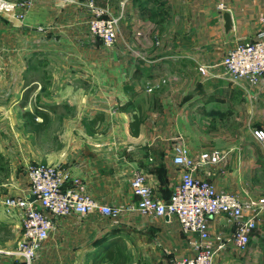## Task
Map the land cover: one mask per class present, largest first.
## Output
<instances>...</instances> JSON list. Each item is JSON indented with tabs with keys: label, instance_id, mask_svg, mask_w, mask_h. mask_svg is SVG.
I'll use <instances>...</instances> for the list:
<instances>
[{
	"label": "crops",
	"instance_id": "1",
	"mask_svg": "<svg viewBox=\"0 0 264 264\" xmlns=\"http://www.w3.org/2000/svg\"><path fill=\"white\" fill-rule=\"evenodd\" d=\"M17 1L21 19L0 13V264L20 260L10 254L22 210L6 211L3 199L28 192L29 162L62 165L94 198L119 207L115 215L55 217L30 264H92L117 247L125 264H171L192 254L194 235L173 214L139 211L130 186L140 171L152 195L167 200L182 169L172 160L176 145L197 158L218 152V160L197 164L196 176L242 199L264 197V139L253 133L264 129V85L197 69L264 28V0H223V8L217 0ZM90 1L120 15L112 45L89 31ZM220 10L230 12V33ZM38 104L53 107H44L47 122L36 133L22 112ZM135 114L141 121L133 134ZM232 227L225 216L209 219L212 236L226 237ZM215 264H264V206L247 248L229 242Z\"/></svg>",
	"mask_w": 264,
	"mask_h": 264
},
{
	"label": "built area",
	"instance_id": "2",
	"mask_svg": "<svg viewBox=\"0 0 264 264\" xmlns=\"http://www.w3.org/2000/svg\"><path fill=\"white\" fill-rule=\"evenodd\" d=\"M19 6L17 0H0V13L21 19L23 12ZM217 6L223 8L224 1L217 0ZM89 7V31L104 45H112L117 37L120 15L93 1L89 2ZM260 20L264 22V11ZM197 69L204 75L223 76L236 83L244 79L250 84L264 85V28L254 38L236 41L219 58L200 61ZM253 133L264 139L263 128H255ZM174 151L172 160L182 169L180 180L167 200L152 195L142 172L134 171L130 179L131 189L138 196L136 208L139 211L154 215L173 214L183 231L194 235L190 240L192 254L172 257L171 264H215L216 257L229 242L244 251L257 225L264 197L242 199L236 193L196 176L194 170L199 162L219 159L216 150L204 151L198 158L183 145H176ZM25 171L29 181L28 192L8 195L3 202L8 212L13 208L22 210V235L13 253L27 264L32 262L48 237L55 217L94 210L103 215H115L119 211V207L100 202L90 195L84 181L58 163L29 162ZM31 193L35 195L34 199H29L28 194ZM217 215L225 216L233 224L226 237L210 233L209 219Z\"/></svg>",
	"mask_w": 264,
	"mask_h": 264
},
{
	"label": "trees",
	"instance_id": "3",
	"mask_svg": "<svg viewBox=\"0 0 264 264\" xmlns=\"http://www.w3.org/2000/svg\"><path fill=\"white\" fill-rule=\"evenodd\" d=\"M32 88H33L32 84L24 88L21 99H20L21 105H24L27 102L29 93ZM44 107H53V105L52 104H46V105L38 104V105H35L32 110H24L22 112L23 116L27 118V124L31 128H33L36 133L42 130L45 127V124L47 122L48 115H47V110L44 109ZM37 116H40L41 120H37ZM140 121H141V118L135 114L133 119L130 122V130L133 134H136L138 132ZM0 164H1V156H0ZM105 258L112 261V264H125V261H126L125 254L120 249V247H117L116 250L107 249V251L103 255L102 254L95 255L93 257L92 264H101Z\"/></svg>",
	"mask_w": 264,
	"mask_h": 264
},
{
	"label": "water",
	"instance_id": "4",
	"mask_svg": "<svg viewBox=\"0 0 264 264\" xmlns=\"http://www.w3.org/2000/svg\"><path fill=\"white\" fill-rule=\"evenodd\" d=\"M220 13L223 15V18L225 20V31L226 33H230L232 29V21H231V16L230 12L228 10H220ZM29 199H34L35 195L34 194H28ZM14 264H27L25 260H18Z\"/></svg>",
	"mask_w": 264,
	"mask_h": 264
},
{
	"label": "rangeland",
	"instance_id": "5",
	"mask_svg": "<svg viewBox=\"0 0 264 264\" xmlns=\"http://www.w3.org/2000/svg\"><path fill=\"white\" fill-rule=\"evenodd\" d=\"M36 73H37V75H38V74H39V75L41 74V82L44 81V80H43V77H44V76L42 75V73H43L42 67L39 68L38 65H37V66H36ZM12 247H14V248L16 247V242H14V245H13ZM1 249H2V248L0 247V250H1ZM10 256H11L12 258H15V259H16V257H15L16 255H14V254H10ZM17 258H18V257H17Z\"/></svg>",
	"mask_w": 264,
	"mask_h": 264
}]
</instances>
